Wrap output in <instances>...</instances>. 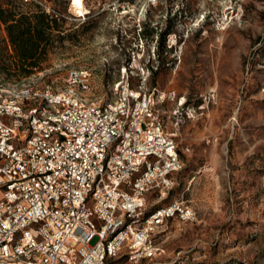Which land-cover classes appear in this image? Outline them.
Here are the masks:
<instances>
[{
    "label": "rangeland",
    "instance_id": "obj_1",
    "mask_svg": "<svg viewBox=\"0 0 264 264\" xmlns=\"http://www.w3.org/2000/svg\"><path fill=\"white\" fill-rule=\"evenodd\" d=\"M9 1L60 27L25 75L0 23V82L58 88L83 70L106 100L124 76L174 134L183 168L149 209L178 200L195 216L166 221L161 255L141 264H264V0H82L83 14L72 0Z\"/></svg>",
    "mask_w": 264,
    "mask_h": 264
},
{
    "label": "built area",
    "instance_id": "obj_2",
    "mask_svg": "<svg viewBox=\"0 0 264 264\" xmlns=\"http://www.w3.org/2000/svg\"><path fill=\"white\" fill-rule=\"evenodd\" d=\"M112 90L83 70L58 88L0 82V264L152 262L164 223L194 219L178 200L149 209L183 161L143 86Z\"/></svg>",
    "mask_w": 264,
    "mask_h": 264
},
{
    "label": "trees",
    "instance_id": "obj_3",
    "mask_svg": "<svg viewBox=\"0 0 264 264\" xmlns=\"http://www.w3.org/2000/svg\"><path fill=\"white\" fill-rule=\"evenodd\" d=\"M0 23L15 51L19 71L28 75L40 68L54 42L53 31L60 27L57 20L43 10L18 12L6 0L0 3Z\"/></svg>",
    "mask_w": 264,
    "mask_h": 264
},
{
    "label": "bare ground",
    "instance_id": "obj_4",
    "mask_svg": "<svg viewBox=\"0 0 264 264\" xmlns=\"http://www.w3.org/2000/svg\"><path fill=\"white\" fill-rule=\"evenodd\" d=\"M72 5H75L78 7V12L80 14L84 13V7H83V3L82 0H72ZM184 103V98L181 99L180 104L182 105Z\"/></svg>",
    "mask_w": 264,
    "mask_h": 264
}]
</instances>
